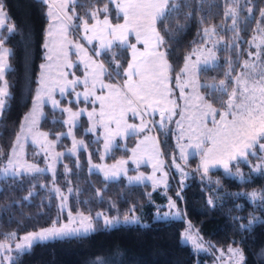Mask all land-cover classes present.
Instances as JSON below:
<instances>
[{"label": "snow or ice", "instance_id": "6c2138e0", "mask_svg": "<svg viewBox=\"0 0 264 264\" xmlns=\"http://www.w3.org/2000/svg\"><path fill=\"white\" fill-rule=\"evenodd\" d=\"M42 2L48 5L47 15L49 17V28L44 43L46 62L40 65L38 87L32 111L24 119L25 121L31 120L33 124L37 123L43 115L41 109L50 102L54 109L60 110L62 115L67 114V119L63 120V123L69 126L68 132L57 135L56 141H48L49 133L47 132L37 131L33 135L32 142L44 152L46 162L50 150L54 149L56 142L65 135L73 138L72 148L69 150L71 155H78V150L81 148L87 149L84 141L77 140L73 132V129L79 127L78 121L85 113H87L89 121L86 134L93 133L99 137L101 135L99 129H102L103 147L105 153H108L113 147L115 137L127 138L132 134L151 132L149 123L155 127L157 114L159 115L160 128H164L165 122H172L173 117L177 115V109L180 108L179 100H183L185 104V107L179 112L180 120L175 121L179 130V135L176 136L177 147L182 159L186 161L187 149L194 148L201 155L200 168L206 175L211 167L221 165L226 173L234 174L241 180L245 179L244 174L240 171L241 161L250 164L252 157L264 160V8L260 10L261 20L257 22L258 26L255 29L258 37L254 36L252 40L248 41L257 51L247 53V59L239 65L241 68L239 72L234 70L232 61H229L228 71L224 73V78L220 79L218 84H201L199 82V74L202 71L216 66L217 43L220 42L212 39L219 35L215 27L203 29V36L206 39H202L199 45L184 57V67L175 77V87L180 90V96L177 99L173 97V88L170 86L172 67L169 63V52L164 47L166 40L157 25L168 19L173 11L180 10V0H106L102 7H94L84 15H80L77 11V8L80 7L78 0H42ZM95 2L98 5L100 0H95ZM248 3L249 0H244L243 4L240 0H225L224 17L231 19L232 28H236L243 8H247L249 15L253 14V9L248 7ZM113 15L116 17L115 22L110 18ZM121 16L122 23L118 22ZM10 20L11 17L5 12L3 4L0 3V31L6 27V22ZM15 31L16 27L13 22L11 26L7 27L8 36L0 35V82H3L0 83V115L6 110L7 99L11 96L9 92L11 85L6 79V75L12 71L10 65L12 51L5 45ZM76 33L82 35V40L77 38ZM133 35L135 42L130 39ZM236 35L239 39L238 32ZM70 36L72 39H69ZM258 38L259 43H257ZM94 40L99 42L98 49L93 46L89 50L83 43L86 41L88 45H92ZM116 42L120 49L130 50V59L126 67L114 52V43ZM210 42L212 43L211 47L204 46ZM138 45H143V48H139ZM236 47L238 48L239 45ZM73 48L76 49V54L80 58L79 64L84 66L83 78L72 71L77 68L69 56ZM90 51L94 52V56L89 54ZM105 52L112 53L115 67H112L111 64L106 67L105 62L94 58L101 57ZM193 56L195 60L192 59ZM121 69H123L124 77L122 84L105 82V77L109 80L113 75L117 78L120 77ZM80 84L84 85L83 92L76 91ZM98 85L99 93L97 92ZM57 89L60 99L54 96ZM203 89L209 90L206 95L219 93L221 98L227 97L223 100L221 108L213 107V103L206 100V95H200V91ZM105 92L107 94H104ZM72 93L75 94L77 106L82 98L85 105L93 106L91 110L89 111L87 107H79L77 111H73L71 107L73 104ZM65 98L68 99L69 106L62 107V101ZM129 113L133 118H139L140 123H129ZM185 113L188 114L189 121L187 129L183 124ZM209 118H211L212 127H208ZM24 131V126L21 125L12 153L5 160H0V177L5 180L9 177L13 178V181L16 178L22 180L25 176L45 171L35 162H28L21 155L24 145L20 143V139ZM28 131L31 133L32 129L29 128ZM41 138L44 143H41ZM149 143L152 145V150L145 147L144 153L139 159L142 160L144 156H147L149 162L155 160V163H152L153 175L146 177V179L153 180L155 171L160 170L163 165V160L159 159V144L155 138L147 134L144 135L132 152L134 162H137L138 150L142 145ZM64 155V153H55L51 157L53 163L48 164V170L54 173V182V164ZM103 158L102 155L101 159ZM124 163L126 162L121 160L111 168L100 167V171L104 172L105 180L117 177L120 170L118 166H122ZM173 165L180 169L175 158H173ZM77 166L79 167L78 162ZM250 166L253 172L264 173V164H250ZM233 167L236 169L235 173L232 172ZM65 171H70L67 165H65ZM124 171L127 170L124 169ZM144 179L143 173L137 177L129 178L130 182L140 183H143ZM154 183H156L155 180ZM41 187H45V185H41ZM54 191L60 193L59 188H55ZM0 192L3 190L0 189ZM177 195L179 196L180 193ZM246 195L253 202L260 201L261 207H264V189L252 191ZM31 196L32 192H29V196L24 199L27 200ZM60 198L62 200L61 208H63L67 197L61 195ZM209 204H213L211 199ZM169 205L176 208V203L171 199ZM130 213L131 219L126 214L125 223H140L134 214V209H130ZM79 215L80 228L70 227L75 221L72 219V213L69 212L67 224L57 227L54 221L52 227L27 233L20 238L21 242L16 243L15 254H13L10 241L16 238L17 234L13 232L5 235L3 241L0 242V257H2L0 264H17L19 256L30 251L36 242L94 231L92 218L83 214ZM169 215L171 213H164V218ZM101 216L104 214L98 213L97 219ZM175 216H180L179 211L175 213ZM118 222V219L104 216L106 227L114 226ZM258 222L261 221L252 217L246 225L241 224V229H251L253 224ZM185 238L191 239V234H186ZM204 247L203 243L196 244L197 249H204ZM227 251L230 264H244L245 257L242 249L229 245ZM224 255L225 253L221 250V256Z\"/></svg>", "mask_w": 264, "mask_h": 264}, {"label": "trees", "instance_id": "16d2710c", "mask_svg": "<svg viewBox=\"0 0 264 264\" xmlns=\"http://www.w3.org/2000/svg\"><path fill=\"white\" fill-rule=\"evenodd\" d=\"M104 2L106 0H100L97 5L95 0H78L80 7L77 11L84 15L94 7H102ZM0 3L11 17L9 25L14 22L16 27L5 45L12 51V71L6 75L11 85V96L7 99L6 110L0 115V160H4L12 148L23 116L31 105L43 59L42 42L47 19L45 4L40 0H0ZM180 4L179 11H173L168 19L157 25L166 40L164 47L169 52L171 80L179 73L184 57L205 39V27L217 29L219 35L216 38L220 43L217 46L216 66L202 71L199 82L218 84L228 71L229 61H232L234 70L239 72V65L247 58V53L254 50L248 41L256 32L257 22L261 20L260 10L264 8V0H249L248 7L253 9V14L249 15L247 8H243L236 28L230 25V18L224 17L225 0H180ZM111 17L116 20L115 15ZM0 35L8 36L7 29L0 31ZM114 52L126 66L129 57L127 50L117 45L114 46ZM101 60L106 67L109 64L115 67L112 53L105 52ZM122 71L120 77L113 75L111 80L121 79ZM208 91L201 90L203 95ZM226 98H221L219 93L206 95V100L216 108H221ZM62 103H66V99ZM79 104L85 105L83 101ZM71 106L76 108L77 105L73 102ZM62 116L59 110L45 106L39 128L53 137L64 129ZM85 125L86 120L82 118L76 128V136L86 141L87 149L80 150L76 159L66 156L63 163L58 164L55 184L65 190L69 182L73 190L70 204L77 197L76 207L83 211L103 210L104 200L108 198L115 203L117 213L121 216L131 214L130 209H134L140 223L98 227L85 235L36 242L30 251L19 256L17 264H206L210 256L196 255L189 245L180 241L185 220L153 217L155 210L166 203L165 193L159 189L152 190L148 184H128L123 179L105 180L98 172L88 169V159L99 161L101 147L99 141L84 133ZM167 131L165 136L160 134L165 156L174 150L171 131ZM67 145L68 140L62 138L58 147L63 149ZM128 153V149L116 146L104 160L111 163ZM193 159L189 161L190 175L186 178V184L180 191V197H176L187 220L214 249L235 245L244 253V264H264V208L253 207L254 204L246 197L251 190L264 189V173L247 172L244 180H237L225 171L215 169L207 175L201 173L200 176L208 178L207 182H202L198 177L200 172L192 169L196 165ZM64 164L70 169L67 175L63 172ZM242 166L248 170L246 165ZM50 180L47 173H36L22 180L16 178L15 181L11 177L7 180L0 178V189L3 190L0 192V241L10 233L15 232L20 236L54 221L58 208L57 198L49 190ZM29 192H32V196L25 200ZM168 192L174 195L172 185ZM210 199L213 204H209ZM250 215L256 216L261 222L254 223L251 229H241V224H246Z\"/></svg>", "mask_w": 264, "mask_h": 264}, {"label": "rangeland", "instance_id": "374dc122", "mask_svg": "<svg viewBox=\"0 0 264 264\" xmlns=\"http://www.w3.org/2000/svg\"><path fill=\"white\" fill-rule=\"evenodd\" d=\"M40 1L42 2V0H40ZM240 2H241V4H243L244 0H240ZM47 12H48V5L45 4V13H46L47 24H46V28H45V32H44V38H43V42H42V57H43V59L41 61V64L46 62L45 59H44L45 53H46V49L44 48V43H45V40L47 38V30L49 28V17L47 15ZM110 18L112 19V17H110ZM112 20L114 22L116 21L114 19H112ZM8 22L9 21L6 22V27H5L6 29H7L8 26H11V25H9ZM118 22H121V23L123 22L122 16H121V18H120V20ZM230 25L232 26V21L231 20H230ZM257 26H258V24L255 26V29L257 28ZM76 35H77V38L82 40V35L80 33H76ZM254 36L258 37L257 32L253 33L252 38ZM252 38H251V40H252ZM69 39H72V36H70ZM130 39H131L132 42H135L134 35L131 36ZM212 39H213V41H220L216 37H213ZM83 43L85 44L86 48H88L89 50H91L93 48V46H95L97 49L99 48V42L95 41V40L93 41L92 45H88L86 41H83ZM219 43H217V46L219 45ZM257 43H259V38L257 39ZM117 45L119 46L118 42L114 43V46H117ZM204 46L205 47H211L212 43L210 42V43H208V44H206ZM138 47L142 49L143 45H138ZM253 48H254V50L252 52H256L257 49L255 47H253ZM127 52H128V56H129L128 60H129L130 59V50H127ZM89 54L94 56V52H92V51H90ZM189 54H190V52L187 55H189ZM69 56H70L71 61L74 64L77 65V68L72 70V71H75L76 75H79L81 78H83L84 66L82 64H79V59L80 58L76 54V49L75 48H73L71 50ZM101 57H94V58L99 60V61H102ZM192 59L195 60V57L193 56ZM217 61H218V59H217ZM217 61H216V63H217ZM183 67H184V63H183L181 68H183ZM53 73H54V70H53ZM39 74H40V66H39V72L37 74L36 81L39 78ZM123 80H124L123 71L121 72V79H119V80H109V79L105 78V82L106 83L112 82V83H120V84H122ZM0 83H3V82H0ZM170 86L173 88V97L179 99L180 90H179V88L175 87V78L172 80ZM37 87H38V84L36 82V87H35V90L33 92L30 108L27 110V112L23 116V119H22V122L20 124V127H19V130H18L17 134L20 133L21 125H23L25 131L21 135L20 143L24 145V149H23V152L21 153V155L28 162H35L38 167L45 169V171L42 172V173H47L49 175V177L51 178L49 190H51L52 193L57 198L58 212H57L56 218L54 219V221L56 222V226L60 227V226H62L64 224L68 223V221H69V212L72 213V219L75 221L74 223H72L70 225V227H72V228H80L81 227V225H80V215L79 214H83L84 216L91 217L94 229H97L98 227L109 228V227L105 226L104 216H107L110 219H113V218L118 219L119 222L115 223L114 226H117L119 224H134V223H125V221H124L125 215H123V216L119 215L117 213V209L115 207V203L113 201L111 202L110 200H108V198H105V200H104L105 201V203H104V207L105 208L103 210H100V211L90 212V211H83V210L77 208L76 207V206H78V198L77 197H74L75 200H73L71 202V204L73 205V206H71V204H70L71 197L70 196L73 194L72 186L68 182V185L65 188V190H61L59 188V186H57L55 184V182H54V173H53V171L48 170V164L53 163V160L51 158L52 155H54L57 152L65 154L63 157H61L59 160H57L55 162V164H54V167H55V178H56L58 164L59 163H63L64 158L66 156H71V157H74V158L76 157L77 158V155H71L70 154L69 150L72 148L73 138L70 137V136H67V135L61 137V139L56 142L55 148L50 150V155L47 158V162H46V158H45L44 152L41 150V148L38 145L33 144V142H32L33 141V135L37 131H39V132H47L46 130H43V129L39 128V123L41 122V120L44 117L45 106H49L53 110H59V109H54L52 104L50 102H48L41 109L43 115L41 116V118L39 119V121L37 123L33 124L31 122V120L25 121L24 118L26 116H28L31 113V111H32L33 101H34L35 96H36ZM83 90H84V85L83 84H80L77 87V89H76V91H79V92H83ZM97 92L99 93V85L97 86ZM104 94H107V93L105 92ZM200 95L204 96L201 91H200ZM54 96L57 99H60V93H59L58 89L54 92ZM72 99H73V102H75V94L74 93H72ZM81 101H83L82 98H81ZM194 103H195V101H194ZM179 105H180V108L177 109V115L173 117L172 122H167L166 121L164 128H160L159 115L157 114L156 117H155V120L157 121V123L155 124V127H153V125L151 123H149V128L152 129L151 132L136 133V134L129 135L127 138H125L123 136L115 137V139L113 141V147L118 146V147H122L123 149L126 148V149H128L129 153H128L127 156L119 158L116 161L111 162V163H107L104 160L105 157L109 154V152L111 150L108 153H105V151H104L103 135H102L103 130L99 129V131L101 132V135L99 137L97 135L93 134V133H88V134H90L91 139H93L95 141H99V144H100V147H101L100 151H99L100 152L99 161L98 162H93V161L88 159V169L90 171L98 172L102 176V178L105 179L104 172L100 171V167L111 168L113 165L117 164V161H121V160L125 161L126 163H124L122 166H118V168L120 170L118 172L117 177H110L107 180L123 179L128 184H148V185L151 186L152 190H155V189L161 190L163 193L166 194L167 200H166V203L163 206L158 207L157 210H155V213H154L153 217L155 219H183V220H185V226L180 232V241L183 244L189 245L190 248L192 249V251L196 255H208V256H210V260L208 262H206V264H230L229 258H228V251H227L229 246L226 247V248L214 249L211 245H209L201 237V235L199 234L197 229L187 220V218L185 216V213L183 211V208L177 202V198L176 197H178V198L180 197V195L178 196L177 193H180V191L183 189V187L186 184V178L190 175V171L188 170L189 169L188 165H189V161H190L191 158H193V157L195 158V159H193L192 162H195L196 165L192 169L196 170L197 172H200V174H198L199 175L198 177L200 178V180L202 182H207L208 181L207 177L200 176L201 173H204V171H203L202 168H200L201 155L197 153L196 149H194V148L187 149V153H186L187 154V160L186 161L181 158L180 151H179V148L177 147V141H176V136L179 135V130L177 128V124L175 123V121L180 120L179 112H180V109L185 107L184 101L183 100H179ZM61 106L62 107L69 106L68 99H66V103H62ZM79 107H87V109L90 111L93 106L90 105V104L89 105H80L79 104L78 106H76V108H73V111H77L79 109ZM96 107L98 108V105ZM59 112H60V110H59ZM187 115L188 114L185 113V119L183 121L185 129H187V125L189 123V121L187 119ZM82 118H84L86 120V125L83 128L84 133H86V129L89 127V121H88L87 113H85V115L79 119L78 125H80ZM65 119H67V114H63L62 123H63V120H65ZM128 121H129V123H136V124L140 123L139 118H133L131 113L128 114ZM210 121H211V118H209L208 127H212V124H211ZM63 125H64V123H63ZM29 128L32 129L31 133L28 131ZM68 130H69V126L64 125L63 131L59 132V133H55L53 137L48 136V141H56L57 135H59L60 133H65L66 134L68 132ZM167 130L171 131L174 150L173 151L170 150L169 154L167 156H165V154H164V152H163V150L161 148L160 134H161V136L167 135V132H168ZM73 132H74L75 138L77 140H83L84 144L86 145V141L83 138H79V137L76 136V129H73ZM17 134H16V136H17ZM146 134L150 135L151 137H154L156 142L159 144V153H160L159 159L163 160V165L160 168V170L155 171V176H154L153 180L146 179V177L153 175L154 169L152 167V163H155V160L149 162L147 156H144V158L142 160L139 159V157L141 155H143L145 147H147L150 151L152 150L151 143H149L148 145H142L141 148L138 150V152H137V162H134V159H133L132 149L136 148L137 144L143 139L144 135H146ZM62 138H66L68 140V145L66 147H64L63 149L58 147L59 143L62 142ZM181 142L184 143V141H181ZM15 143H16V137L14 139L13 145ZM41 143H44L42 138H41ZM130 143L132 145H130ZM13 145H12V148H13ZM208 146H211V145L208 144ZM12 148L10 149L8 155H10L12 153ZM80 150H85V149L81 148V149L78 150V152ZM18 151H19V149H18ZM37 153H39V155H36ZM102 155L104 157L103 159H101ZM88 156H89V153H88ZM173 158H175L176 161L179 163L180 169H177V167H175L173 165ZM258 163L259 164H264V160H260V159H257L255 157H252L250 159V164L251 165H255V164H258ZM250 164L248 162H245V161H241L240 162V171L244 175L247 172L252 173V174L258 173V172H253L252 171V167L250 166ZM65 165L66 164H64V166H63V172H64L65 175H67L69 173V171L68 172L65 171ZM242 165H246L248 170L243 168ZM94 166H99V167H94ZM68 169H69V167H68ZM124 169H126L127 171L125 172ZM215 169H221V170L225 171L224 168L221 165H216L214 167H211L210 171L211 170H215ZM235 171H236V169H235V167H233L232 168V172L235 173ZM141 173H143L144 177H145L143 183L130 182V180H129L130 177H137ZM231 176H233L237 180H241L238 176H236L234 174L231 175ZM67 177L68 176H66V178ZM0 178H3V177H0ZM154 180L156 181V183H154ZM171 185L173 186L174 195H171L170 192H168V190L171 187ZM55 188H59L60 189V193H56L54 191ZM69 189H71V191H69ZM260 190L259 189H254V190L249 191L248 193H250L252 191H260ZM61 195L63 197H67L66 201H64V207L63 208H61V203H62V200L60 198ZM246 197H247V195H246ZM99 198H101V196H99ZM170 199L173 202L176 203V208L170 207V205H169V200ZM247 199L249 200V202L254 204L253 207H257L258 209L264 208V207H261L260 201L253 202L248 197H247ZM177 211H179V213H180L179 217L175 216V213ZM98 213H103L104 216H101L99 219H97V214ZM164 213H171V215H169L167 218H164ZM128 215H129V218L131 219V214H128ZM135 216L139 219L137 214H135ZM158 217H160V218H158ZM252 217H256V216L250 215L249 217H247L246 224L248 223L249 219H251ZM53 222L51 224H49L48 226L46 225V226L40 227L38 229L29 231V232H38L42 228L52 227L53 226ZM111 227H113V226H111ZM29 232H27V233H29ZM91 232H93V231H90L89 233H91ZM27 233L22 234L20 236L17 235L16 238H14V239H12L10 241V246L13 249V254H15V245H16V243L21 242L20 238L23 237L24 235H26ZM89 233H87V234H89ZM189 233L191 234L192 238L191 239H186L185 238L186 234H189ZM80 235H85V234H83V232H81V234H79V235H70V236H67V237H64V238L73 237V236H80ZM50 240H53V239H50ZM2 241L3 240H1L0 242H2ZM197 243H203L204 246H205L204 249H197L196 248V244ZM231 246L234 247V248H239L238 246H235V245H231ZM221 250L225 253L224 256H221ZM0 260H2V257H0Z\"/></svg>", "mask_w": 264, "mask_h": 264}]
</instances>
